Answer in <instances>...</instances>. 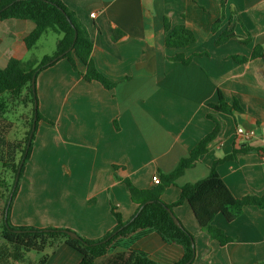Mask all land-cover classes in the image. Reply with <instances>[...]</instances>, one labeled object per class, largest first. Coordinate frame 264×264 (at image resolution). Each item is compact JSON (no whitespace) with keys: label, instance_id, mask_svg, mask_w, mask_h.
Here are the masks:
<instances>
[{"label":"crops","instance_id":"crops-1","mask_svg":"<svg viewBox=\"0 0 264 264\" xmlns=\"http://www.w3.org/2000/svg\"><path fill=\"white\" fill-rule=\"evenodd\" d=\"M60 1L86 25L97 69L117 85L106 89L85 81L66 59L39 74V110L51 124L39 123L13 202V225L66 228L90 240L103 238L117 226L112 207L125 221L137 211L129 188L118 179H128L141 190L154 187V175L173 172L215 129L212 114L224 122V132L165 190L166 204L179 201L181 187L206 179L213 162L235 147H264V136L245 142L237 135L238 127L264 123V53L248 63L232 59L249 58L258 45L264 48V0H226L227 18L231 9L236 12L235 34L247 38L245 26L252 43L234 39L221 46L215 42L228 22L217 33L212 30L221 17L222 0ZM166 19L173 27L186 26L196 42L186 49L168 48ZM32 29L28 20L0 24V68L13 58L39 61L33 55L38 45L27 50L24 42ZM177 55L192 61L185 65L171 59ZM220 92L230 105L237 100L244 113L228 116L209 108L218 103ZM218 171L234 196L264 195V158L259 153H241ZM174 212L195 237L194 264H264V209L247 207L233 222L216 216L214 225L231 239L225 246L201 230L189 203ZM130 249L163 264H175L183 255L180 247L165 243L155 232ZM115 252H127V246ZM81 261L78 252L62 244L47 264Z\"/></svg>","mask_w":264,"mask_h":264},{"label":"trees","instance_id":"trees-1","mask_svg":"<svg viewBox=\"0 0 264 264\" xmlns=\"http://www.w3.org/2000/svg\"><path fill=\"white\" fill-rule=\"evenodd\" d=\"M226 8L227 1L222 0L221 17L213 24L212 32L215 34L221 30L225 21L228 22V27L220 32L215 42L216 46L227 44L234 39L250 45L252 38L248 29L244 26L247 38L237 36L233 25V16L236 12L231 9V17L227 18ZM11 20H28L33 24L32 31L24 39L27 50L36 47L48 30L60 34L61 38L52 56L47 55L33 62L13 58L5 68H0V163L4 169L0 175V240H2L0 264H47L50 253L62 244H66L82 256L80 264H163L142 252L130 249L137 240L151 232H155L165 243L182 249L183 255L175 264H194L197 250L195 237L177 218L174 212L176 206L189 203L201 230L223 246L230 243L231 239L214 225L216 216L221 214L226 221L233 222L247 207L256 206L264 209V195L241 198L234 196L218 171L219 165L237 161L241 153L264 154V147L251 148L243 144L235 147L231 154L213 162L206 179L181 187L178 202L172 204L163 202L165 190L176 185L177 180L209 152L210 145L224 132V122L212 114L209 115V119L215 123V129L195 145L190 156L180 161L173 172L161 174L159 185L141 190L128 179H118L129 188L137 211L134 217L125 221L115 207H112L111 212L117 226L103 238L90 240L66 228L44 229L13 225L11 221L13 202L18 195L26 166L32 157L39 123L44 120L51 124L39 110L37 95L39 74L54 67L60 60L66 59L73 71L85 81L98 82L106 89H113L117 84L108 80L97 69L92 57L94 44L86 25L62 1L0 0V24ZM164 23L168 48L186 49L196 42L195 34L186 26L181 24L173 27L167 19ZM114 38L117 40L115 31ZM263 53V46L258 45L249 58L233 56L232 59L238 63H248L261 57ZM171 59L185 65L192 61V58L184 59L178 55ZM79 66H82L84 71L81 72ZM209 108L228 116H233L234 112L244 113L237 100L234 99L233 104H228L222 92L218 103L209 105ZM19 112L22 113L17 117ZM19 122L23 124L25 135L21 138H11ZM173 216L180 225H177ZM70 232L76 233L78 238L70 237L68 235ZM124 246H127V252H115ZM33 254L41 256L33 258Z\"/></svg>","mask_w":264,"mask_h":264},{"label":"rangeland","instance_id":"rangeland-1","mask_svg":"<svg viewBox=\"0 0 264 264\" xmlns=\"http://www.w3.org/2000/svg\"><path fill=\"white\" fill-rule=\"evenodd\" d=\"M60 37V34L48 30L47 33L43 36L41 42L38 44L36 50H34L33 55L35 56L36 60H41L42 56L45 54H48L49 56H52L56 52L57 40ZM22 112H19L17 117H19V114ZM25 135V130L23 129V124L21 122L17 123L16 129L14 131V134L11 136V138L17 137L21 138ZM4 169L2 164L0 163V175L3 173ZM2 245V240H0V246ZM50 252V250L48 251ZM41 255L33 254V258H39Z\"/></svg>","mask_w":264,"mask_h":264},{"label":"built area","instance_id":"built-area-1","mask_svg":"<svg viewBox=\"0 0 264 264\" xmlns=\"http://www.w3.org/2000/svg\"><path fill=\"white\" fill-rule=\"evenodd\" d=\"M95 17V14H92ZM238 138L244 140L245 142L254 140L260 136H264V123L261 125H257L251 129H246L244 127H238L237 129ZM264 158V154L261 155ZM153 184L159 185L161 183V177L158 175L153 176Z\"/></svg>","mask_w":264,"mask_h":264},{"label":"water","instance_id":"water-1","mask_svg":"<svg viewBox=\"0 0 264 264\" xmlns=\"http://www.w3.org/2000/svg\"><path fill=\"white\" fill-rule=\"evenodd\" d=\"M173 218H174V220H175V222L177 223V225H180V223H179V221L177 220V218L175 217V216H173ZM68 235L70 236V237H72V238H75V239H77L78 238V236H77V234L76 233H68Z\"/></svg>","mask_w":264,"mask_h":264}]
</instances>
